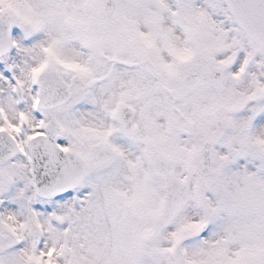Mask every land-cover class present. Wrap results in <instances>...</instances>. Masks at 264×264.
<instances>
[{"label":"snow or ice","instance_id":"1","mask_svg":"<svg viewBox=\"0 0 264 264\" xmlns=\"http://www.w3.org/2000/svg\"><path fill=\"white\" fill-rule=\"evenodd\" d=\"M0 264H264V0H0Z\"/></svg>","mask_w":264,"mask_h":264}]
</instances>
